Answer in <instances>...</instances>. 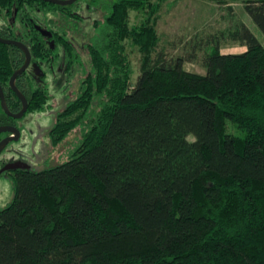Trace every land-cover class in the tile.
Instances as JSON below:
<instances>
[{
    "label": "trees",
    "instance_id": "16d2710c",
    "mask_svg": "<svg viewBox=\"0 0 264 264\" xmlns=\"http://www.w3.org/2000/svg\"><path fill=\"white\" fill-rule=\"evenodd\" d=\"M239 1L264 34V0ZM157 9L117 0L95 22L78 95L51 130L60 142L82 126V139L66 162L13 176L14 199L0 208V264H264V45L241 23L229 36L246 51L222 53L215 40L206 73L188 71L185 58L154 55L149 18L130 27L132 10ZM129 38L144 57L134 85ZM30 45L35 61L57 55L39 39ZM65 48L69 60L74 50ZM24 60L0 44L12 111L22 103L10 79ZM16 84L29 112L52 108L31 76Z\"/></svg>",
    "mask_w": 264,
    "mask_h": 264
},
{
    "label": "rangeland",
    "instance_id": "374dc122",
    "mask_svg": "<svg viewBox=\"0 0 264 264\" xmlns=\"http://www.w3.org/2000/svg\"><path fill=\"white\" fill-rule=\"evenodd\" d=\"M84 12L80 24L85 36L78 45V53L83 60V67L89 62L88 49L85 46L94 35V23L109 15L112 4L117 0H80ZM158 9L154 15L145 10H132L130 27L140 25L149 18V24L157 31L159 42L154 55L164 53L168 60L185 58L184 68L191 72L205 74L206 56L211 50V43L218 40L222 53H242L247 47L235 42L229 36L231 30L239 24H246L264 45V34L256 26L239 0H152ZM89 3V6L86 5ZM150 16V17H149ZM126 52L131 64V83L135 84L141 74L144 57L132 39L125 40ZM194 59L189 61L190 56ZM78 65L67 69V62L58 60L49 63L48 69L33 64L28 72L44 79L40 85L46 86L50 94L52 108L38 114L27 113L19 119L20 138L13 140L0 154V170L5 164L25 163L32 171L51 169L66 162L72 151L79 145L83 127H77L64 141L55 142L52 135L58 113L69 101L74 100L79 92L82 78ZM46 70V71H45ZM47 73L44 78L41 76ZM85 73H83L84 75ZM228 131L243 135L235 124L228 123ZM3 135L0 136V140ZM192 140L193 137H190ZM14 174V173H12ZM15 196L13 175H0V208L9 205Z\"/></svg>",
    "mask_w": 264,
    "mask_h": 264
},
{
    "label": "flooded vegetation",
    "instance_id": "af4514ba",
    "mask_svg": "<svg viewBox=\"0 0 264 264\" xmlns=\"http://www.w3.org/2000/svg\"><path fill=\"white\" fill-rule=\"evenodd\" d=\"M62 1H67V0H62ZM9 4L10 5H8V7L6 8L0 7V38L5 39V40L22 42L29 48L30 52H31L30 44L34 40V38H36L40 40V43L44 47L53 48L57 52V55H55L53 58H50L48 60L47 59L41 60V61H35L33 58L32 52H31V55H32L31 63L29 67L25 70V72L19 77L23 76L24 74H28L29 76L32 77L34 84L36 86H42V87L47 88L46 86L40 85V82H43L44 80L42 77L41 79L37 78L36 75L28 72V69L33 64H36L37 68H40L42 66L44 69H48L49 63H54V62H57L58 60H64L67 62L68 70L72 69V67L75 65H78L77 68L79 70L82 69L83 60L80 58V54L78 53V45L82 43V42L80 43V41H82V39L85 36L81 32L80 24L78 22V21H81V19L83 18V12H84L83 4L80 0H76L74 3L68 4V5L53 3V2L46 1V0H37V1L36 0L35 1L26 0L22 2H16V3L11 2ZM86 5L89 6V3H86ZM94 31L95 33L90 38L89 42L96 34L95 23H94ZM11 33H13L14 36H11L12 35ZM62 36L64 37L66 41H68V44L62 43L63 41L59 40V37L61 38ZM57 39L59 41H57ZM89 42L85 44L86 47ZM0 44H5V43L0 42ZM5 45L18 47L17 45H14V44H5ZM66 45H68L69 48H73L74 50L73 51L74 53L72 54V58L70 57L69 60L66 57L67 56L66 48H65ZM18 48L21 49L20 47ZM21 50L23 51L25 55V60L23 63L24 65L26 62V53L23 49ZM41 76L45 78L47 76V73L45 72ZM10 82H11V79H10ZM0 85L3 89L4 96H5V91H4V88L1 82H0ZM10 87L13 90L11 84H10ZM13 92L15 93L16 98L20 100L22 103L21 109L19 111H12L7 103V100H6V103H7L9 111L12 114H18L23 108V102L14 90ZM24 96L26 97L25 94ZM5 99H6V96H5ZM26 99L28 100L27 97ZM27 113H30L29 112V101H28V110L23 115V117ZM34 114H38V113H34ZM3 115H6L9 118H12L13 120L3 118ZM21 118H15L13 115L8 114L6 110L4 109V107L2 106V101L0 97V120H1L0 126L17 127L19 129L18 127L19 119ZM2 135H3V138L0 140V142L8 137L16 136L15 133H11V132L0 133V136ZM18 163L26 165L23 162H18ZM12 164H17V163L5 164V166L0 170V175L2 176L5 174H10V175L15 176L19 170L30 169V168H19V169H9V170L3 171V169L6 166L12 165Z\"/></svg>",
    "mask_w": 264,
    "mask_h": 264
},
{
    "label": "water",
    "instance_id": "95a60500",
    "mask_svg": "<svg viewBox=\"0 0 264 264\" xmlns=\"http://www.w3.org/2000/svg\"><path fill=\"white\" fill-rule=\"evenodd\" d=\"M49 2H53V3H58V4H62V5H68V4H72L74 3L76 0H67V1H62V0H46ZM0 42L1 43H5V44H14L17 45L18 47H20L21 49H23L26 53V62L25 64L18 69L17 71H15V73L13 74L12 78H11V86L13 88V90L17 93V95L19 96V98L22 100L23 102V108L22 110L18 113V114H12L7 106L6 103V99L4 96V92L3 89L0 85V97H1V101H2V106L4 107V109L6 110V112L8 114L13 115L15 118H21L23 117V115L26 113V111L28 110V100L26 99V97L24 96V94L19 90V88L16 85V80L17 78L22 75L25 70L29 67L30 63H31V59H32V55L31 52L29 50V48L22 42L19 41H12V40H5L0 38ZM3 132H11V133H15L16 136L14 137H8L4 140H2L0 142V153L4 150V148L13 140H18L20 138V130L17 127H10V126H0V133ZM19 168H29L26 165L23 164H12V165H8L6 166L3 171L5 170H9V169H19Z\"/></svg>",
    "mask_w": 264,
    "mask_h": 264
}]
</instances>
